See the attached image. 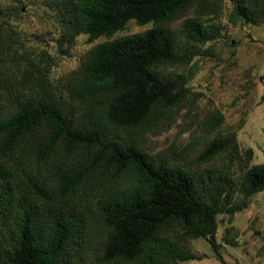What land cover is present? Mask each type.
Returning a JSON list of instances; mask_svg holds the SVG:
<instances>
[{"label": "trees", "instance_id": "trees-1", "mask_svg": "<svg viewBox=\"0 0 264 264\" xmlns=\"http://www.w3.org/2000/svg\"><path fill=\"white\" fill-rule=\"evenodd\" d=\"M39 1L61 54L79 34L92 41L130 20L152 25L88 51L73 86L84 106L73 115L48 86V55L19 40L23 6L0 0V264H179L202 258L189 246L200 237L216 249L217 215L264 190V162L237 172L252 150L243 156L236 133L220 131L218 109L195 122L213 135L194 166L142 145L197 100L190 62L222 26L187 19L176 41L164 25L208 0ZM229 1L232 18L264 19V0Z\"/></svg>", "mask_w": 264, "mask_h": 264}, {"label": "rangeland", "instance_id": "rangeland-1", "mask_svg": "<svg viewBox=\"0 0 264 264\" xmlns=\"http://www.w3.org/2000/svg\"><path fill=\"white\" fill-rule=\"evenodd\" d=\"M16 2L24 9L13 22L19 40L30 48L29 53L48 55V86L60 94L61 103L73 115L84 106V100L73 94V86L88 51L97 43L152 25L130 20L113 36H100L92 41L87 35L79 34L66 54H61L51 39L55 29L53 18L44 12L40 1ZM207 2L210 8L191 5L179 18L164 25L176 41L185 40L181 26L187 19L217 22L222 26V35L200 45L199 53L190 62L195 71L187 86L190 93H196L197 100L192 110H188L185 100L170 128L146 134L142 145L150 152L165 151L170 158L194 166L195 158L213 135L206 134L195 122L218 109L224 115L220 131L236 133L243 156L244 150H252L250 161L241 159L237 163L235 169L241 172L244 165L264 162V19L252 23L232 18L233 5L229 0ZM24 56L20 58L24 60ZM217 218L216 249L203 237L191 240V251L201 254L202 258L179 264H264V190L252 194L243 210L232 216L219 213Z\"/></svg>", "mask_w": 264, "mask_h": 264}]
</instances>
